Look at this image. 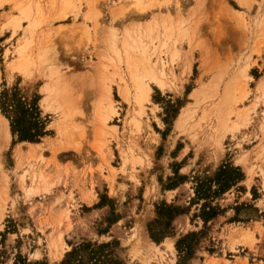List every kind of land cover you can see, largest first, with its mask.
<instances>
[{
  "label": "rangeland",
  "instance_id": "rangeland-1",
  "mask_svg": "<svg viewBox=\"0 0 264 264\" xmlns=\"http://www.w3.org/2000/svg\"><path fill=\"white\" fill-rule=\"evenodd\" d=\"M25 1L0 7V94L42 124L19 140L0 110V264L108 241L123 264H264V0ZM223 163L243 179L222 211L152 241L156 206L187 207Z\"/></svg>",
  "mask_w": 264,
  "mask_h": 264
},
{
  "label": "trees",
  "instance_id": "trees-1",
  "mask_svg": "<svg viewBox=\"0 0 264 264\" xmlns=\"http://www.w3.org/2000/svg\"><path fill=\"white\" fill-rule=\"evenodd\" d=\"M3 94H0V110L10 120L11 133L18 134L19 140L36 141L40 135L38 127L42 124L38 118L36 108L25 106L21 102L14 104L3 101ZM17 100L16 97L11 99ZM243 179V173L239 167L231 163H223L211 173L203 177H193L195 181L193 186V197L187 207H180L172 204L162 203L156 206V218L148 224L149 237L154 242H160L162 239L172 233V221L178 215L189 212L193 205H198L197 212L193 217L200 218L203 223H207L222 211L216 199L225 191L238 184ZM250 207V205H242ZM240 206L235 207V217L238 214ZM188 235L185 236L187 238ZM181 239L176 242V247L181 243ZM113 242L104 243H81L72 247L65 253L59 264H123L120 259L113 256L111 245ZM179 247V246H178ZM113 252V253H112ZM23 264H47L43 261L28 262Z\"/></svg>",
  "mask_w": 264,
  "mask_h": 264
},
{
  "label": "bare ground",
  "instance_id": "bare-ground-1",
  "mask_svg": "<svg viewBox=\"0 0 264 264\" xmlns=\"http://www.w3.org/2000/svg\"><path fill=\"white\" fill-rule=\"evenodd\" d=\"M8 1H9V0H0V7H2L3 4H4L5 2H8ZM19 1H20V0H19ZM21 1H22V3H23L25 0H24V1L21 0ZM33 1H34V0H33ZM33 1L31 0L32 3H33ZM35 1H36V0H35ZM52 1H53V0H52ZM71 1H72V0H59V6H60V10H59V11H60L61 13H60L59 15L57 14V18H66V13H63V12H64V9L69 8V5H70V4H73V3H71ZM164 1H165V0H164ZM260 1H261V0H260ZM16 2H17V1H16ZM25 2L27 3V1H25ZM25 2H24V3H25ZM37 2H38V1H36V3H37ZM49 2H50V1H49ZM132 2H133V1H131V3H132ZM135 2H136V1L133 2V3H134L133 5H135ZM142 2H143V1H142ZM165 2H166V1H165ZM22 3H19V2H18V3H15L14 8H17L18 10H22V6H24V5H22ZM36 3H34V4H36ZM40 3H42V2H40ZM96 3H97V1H96ZM137 3H139L138 0H137ZM151 3H152V1H151ZM151 3H149V5H150ZM154 3H156V2H154ZM157 3H158V2H157ZM246 3H247V2H246ZM34 4H33V5H34ZM51 4H52V3H51ZM53 4H54V3H53ZM93 4H94V3H93ZM152 4H153V3H152ZM158 4H159V3H158ZM42 5H43V4H42ZM149 5H148V6H149ZM261 5H262V4H261ZM27 6H30V5H27ZM27 6H26V4H25L24 7H27ZM73 6H74V5H72V7H73ZM126 6H127V5H126ZM148 6L145 7L144 5H142L141 7H142V9H145V8H148ZM135 7L139 8L138 5H135ZM149 7H151V6H149ZM247 7H249V5H248ZM257 8H258V7H257ZM26 9H27V8H26ZM26 9H25V10H26ZM30 9H31V6H30ZM119 9H120V8H119ZM139 9H141V8H139ZM40 10H41V9H40ZM48 10H49V9H48ZM28 11H29V10H28ZM28 11H27V12H28ZM38 11H39V10H38ZM39 12H40V11H39ZM57 12H58V10H57ZM262 13H263V11H262ZM23 15H24V14H23ZM33 15H35V13H33ZM55 15H56V14H55ZM26 16H27V15H26ZM31 16H32V15H31ZM36 16H38V15H36ZM69 16H70V15H69ZM117 16H118V15H117ZM112 17H113V16H112ZM114 17L116 18V16H114ZM152 17H153V15H152ZM263 17H264V16H263ZM9 18H10V17H9ZM29 18H30V17H29ZM35 18H36V17H35ZM43 18H44V17H43ZM119 18H120V17H119ZM24 19H25V18H24ZM33 19H34V18H33ZM50 19H51V18H50ZM120 19H122V18H120ZM120 19H118V20H120ZM118 20H117V21H118ZM36 21H37V20H36ZM43 21H44V20H43ZM13 22H14V21H13ZM17 23H18V21H17ZM19 23H20V22H19ZM33 23H34V22H33ZM38 24H39V23H38ZM12 27H13V26H12ZM263 27H264V26H263ZM259 28H260V27H259ZM263 32H264V30H263ZM263 32H262V33H263ZM122 36H123V35H122ZM122 36H121V37H122ZM114 39H116V36L114 37ZM114 39H112V40L114 41ZM121 39H123V42L125 41L124 36H123ZM121 39H120V40H121ZM133 40H134V39H133ZM113 41H111V42H113ZM121 42H122V41H121ZM123 42H122V43H123ZM113 43H114V42H113ZM113 43H112V45H113ZM122 43H121V44H122ZM126 44H127V43H126ZM124 45H125V44L123 43V46H124ZM132 45H133V44H132ZM111 47H114V46H111ZM126 47H127V46H126ZM126 47H125V48H126ZM141 47H142V46H141ZM116 52H117V51H116ZM23 56H24V55H23ZM32 57H33V56H32ZM37 58H38V57H37ZM139 58H140V57H139ZM24 59H25V58H24ZM25 60H27V59H25ZM34 60L36 61V59H34ZM19 61H20V60H19ZM23 61H24V60H23ZM32 61H33V60H32ZM40 61H41V60H40ZM144 61H146V60L143 59V62H144ZM30 62H31V61H30ZM140 62L142 63L141 59H140ZM31 63H32V62H31ZM144 63H145V62H144ZM146 63H147V62H146ZM21 64H22V62H21ZM13 65H14V64H13ZM19 65H20V64H19ZM19 65H18V66H19ZM25 66H26V65H24V67H25ZM144 66H145V65H144ZM147 67H148V66H147ZM149 67H150V66H149ZM15 68H16V67H15ZM145 68H146V67H145ZM237 68H238V67H237ZM237 68H236V69H237ZM242 68H243V67H242ZM141 69H142V68H141ZM143 70H144V68H143ZM153 70H154V69H153ZM147 71H148V70H147ZM147 71H146V72H147ZM236 71L240 73L239 69H237ZM134 72H135V71H134ZM154 72H155V71H154ZM154 72H153V73H154ZM244 72H245V71H244ZM135 73H136V72H135ZM141 73H142V72H141ZM150 73H151V71H150L149 73L147 72L148 75H149ZM157 73H158V72H157ZM143 74H144V72H143ZM143 74H141L142 77H143ZM240 74H241V73H240ZM242 74H243V72H242ZM244 74H245V73H244ZM157 75L159 76V74H157ZM133 76H135V75H133ZM149 76H150V75H149ZM154 76H155V75H154ZM154 76H153V77H154ZM247 76H248V75H247ZM138 78H139V77H138ZM150 78H152V76H151ZM154 78H156V76H155ZM236 78H237V77H236ZM131 79H132V78H131ZM139 79H141V78H139ZM157 79H159V78L157 77ZM157 79H156V80H157ZM141 80H142V79H141ZM214 80H215V79H214ZM233 80H235V78H234ZM144 81H145V80H144ZM158 81H159V80H158ZM235 81H237V80H235ZM261 81H262V80H261ZM210 82H211V81H210ZM227 82H229V81L227 80ZM227 82H226V83H227ZM230 82H231V81H230ZM237 82H238V81H237ZM143 83H144V82H143ZM143 83H142V84H143ZM145 83H146V82H145ZM211 83H212V82H211ZM157 84H158V83H157ZM215 84L217 85V83H215ZM262 84H263V82H262ZM123 85H125V84H123ZM140 85H141V83H140ZM160 85H161V84H160ZM227 85H228L229 87L232 86V85H229V84H227ZM259 85H260V83H259ZM138 86H139V85H138ZM138 86H137V87H138ZM211 86H213V85H211ZM224 86H225V85H224ZM234 86H235V85H234ZM260 86H262V85H260ZM122 87H123V86H122ZM215 87H216V86H215ZM232 87H233V86H232ZM256 87H257V86H256ZM127 88H128V87H127ZM44 89H45V88H44ZM139 89H140V90H139L140 93H139V92H138V93L141 94V95H143V96H145V97H146V100L149 99V97H150V90H151L150 86H148V85H147V86H141ZM120 90H121V89H120ZM228 90H229V89H228ZM231 90H232V89H231ZM257 90H258V89H257ZM223 91H224V90H223ZM136 93H137V92H136ZM193 93H194V92H193ZM227 93H228V92H227ZM224 94H225V93H224ZM141 95H140V97H142ZM48 96H51V95H48ZM135 96H136V95H135ZM193 96H194V95H193ZM196 96H197V95H196ZM140 97H138V98H140ZM145 97H144V98H145ZM56 98H57V97H56ZM136 98H137V97H136ZM144 98H143V99H144ZM137 100H138V99H137ZM50 101H51V99H50ZM147 101H148V100H147ZM100 103H101V102H100ZM58 104H59V103H58ZM99 105H100V104H99ZM101 105H102V104H101ZM61 106H62V104H61ZM103 107H104V106H103ZM97 108H99V107H97ZM97 108H96V109H97ZM100 108H101V107H100ZM69 110H70V109H69ZM69 110H68V111H69ZM61 111H63V110H61ZM63 113H64V112H63ZM68 113H69V112H68ZM96 113H97V112H96ZM102 115H103V114H102ZM65 117H66V116H65ZM101 117H103V116H101ZM0 118L3 120L2 127L4 128L5 135L8 136V135H9V132H8L7 120H6L4 117H2L1 115H0ZM64 119H66V118H64ZM63 121H65V120H63ZM63 124H64V123H63ZM65 124H66V123H65ZM63 129H64V128H63ZM63 131H64V130H63ZM0 134H1V133H0ZM8 138H9V137H8ZM30 143H34V142H30ZM165 239H166V238H165Z\"/></svg>",
  "mask_w": 264,
  "mask_h": 264
}]
</instances>
